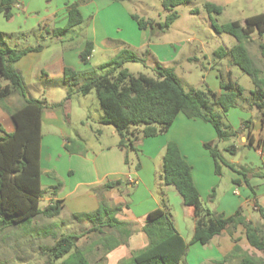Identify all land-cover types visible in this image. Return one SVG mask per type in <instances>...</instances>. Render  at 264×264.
Instances as JSON below:
<instances>
[{
  "label": "trees",
  "instance_id": "1",
  "mask_svg": "<svg viewBox=\"0 0 264 264\" xmlns=\"http://www.w3.org/2000/svg\"><path fill=\"white\" fill-rule=\"evenodd\" d=\"M91 1L80 0L69 4L67 23L63 28H57L55 35H61L83 23L80 5ZM191 1L161 0L164 9L169 12L164 22L145 20L136 14H132V17L141 29L159 28L160 33H165L179 17L175 8ZM19 3L20 0H0V13L3 12L7 19H11L12 8ZM205 9L216 33L235 37V45L230 48L220 47L214 55L218 59L230 57L232 63L251 78L254 88L250 90L249 95L245 96V88L231 79L222 80L224 91L220 94L211 89L187 91L175 69L159 62L154 67L155 77L142 72L133 74L125 65L147 61L149 50L146 49L141 56L126 47L123 42L111 40L110 43H117L121 48L111 60L101 65V68L105 69L103 73L96 69L79 72L66 67L60 78H48V82H44L49 86L57 80L67 88V96L63 102L50 104L47 100L29 97L25 78L16 67L17 62L26 54L41 51L46 45L13 48L7 43L6 34L0 30V104L13 95H17L20 100L18 107H3L9 113L15 130L8 132L0 126V233L15 225L31 224L40 214L49 218H56L61 214L60 200L40 208V200L45 193L41 183L40 162L42 115L48 108L62 106L75 93L87 95L93 90L96 92L104 113L101 122L112 125L117 130L120 138L118 145L125 152L127 164L129 152L135 151L134 141L139 135L154 137L166 133L179 113L183 112L189 117H200L214 127L217 141L206 142L204 147L215 160L216 174L222 175L223 165L235 169L234 164L222 156L218 143L229 142L247 131L249 145H254L255 140L251 134L252 120L244 121L239 128H233L224 121L225 113L240 103L247 102L256 106L264 123V71L248 47L255 33L260 37L264 36V12L249 16L243 22L234 20L219 24L212 15L221 14L223 7L206 2ZM260 47L264 57V44ZM93 50V42L88 41L80 53L81 60L88 62ZM65 147L71 153L79 152L70 149L69 141ZM226 151L236 155L237 147L232 143L227 146ZM262 153L264 156V148ZM139 167L140 164L136 166L137 169ZM163 179L166 185L173 186L178 191L186 206L193 208V235L189 241L185 240L175 228L171 215L162 208H157L149 213L144 227L150 239L148 246L134 254L125 264H182L191 244H208L216 235L223 231L232 234L240 225L245 229L246 237L253 247L264 248L262 228L248 220L242 208L230 216H225L203 203L194 183L192 166L183 157L175 142L168 143L164 153ZM127 185L128 182L124 180H115L105 183L104 188L112 190ZM60 186L61 183L50 189L56 192ZM215 198L214 192L209 201L214 202ZM122 209L121 205L111 206L101 202L95 211L72 215L78 222L90 223L92 226L89 229L62 233L59 237L52 229L57 224L43 230L41 235L56 238L52 246L44 247L48 256L45 264H103L80 249L78 241L89 233L97 234V244L102 246L104 255L128 244L129 237L135 230L132 224L117 218L116 215ZM261 215L264 218L263 210ZM58 261L60 262L57 263ZM221 264H264V258L253 256L243 251L239 245H235Z\"/></svg>",
  "mask_w": 264,
  "mask_h": 264
},
{
  "label": "crops",
  "instance_id": "2",
  "mask_svg": "<svg viewBox=\"0 0 264 264\" xmlns=\"http://www.w3.org/2000/svg\"><path fill=\"white\" fill-rule=\"evenodd\" d=\"M206 2L222 6L223 12L230 7L239 10L244 5L251 7L253 5L252 0H205ZM21 4H16V8L20 9L23 6ZM65 4L64 7L54 8L50 12L57 28H63L67 23L69 5ZM89 5H95V7L88 14L90 21L87 22V18L85 19L88 25L87 34L80 46L73 48L64 47V44H61L62 48H55L57 56L49 60L44 67H38L37 60H40L45 48L51 46L48 44L41 51L26 54L18 61V69L21 72L25 70L37 77L40 74L45 75L46 78H60L66 67H71L79 72L93 69L90 62H84L80 58V53L85 49L88 41L94 44L92 54L96 52V49L117 52L121 47H114L110 43L111 40H114L123 42L126 47L141 56L148 49V58L151 57L156 60V63L159 62L164 66L176 60L179 49L174 48L169 41H160L158 29L150 27L141 29L137 21L120 2L92 0L87 4V6ZM80 10L84 17L82 7ZM0 14L4 15L3 12ZM59 23H62L61 27L58 25ZM34 27L35 24L29 25V28ZM152 37L156 41H151ZM57 41V45L64 42L62 38H57ZM261 44H264V36L259 42V47ZM260 50L262 51L261 47ZM261 51L256 61L264 71V57L261 55ZM90 60L91 57L88 61ZM218 63L219 67L212 66L210 69L209 82L212 83L209 84L212 88L208 89L220 94L224 91L221 86L222 80L231 79L237 83L239 81L233 79L236 65L230 58L228 62H223L221 59ZM225 72L228 74V79L224 76ZM205 80L207 78H204ZM192 89L195 88L192 87ZM225 118L233 128H239L244 121L252 120L251 134L255 143L252 146L249 145L247 131L241 133L236 139L226 142L223 146L219 142L218 148L222 156L234 164L235 169L223 165L222 175L218 176L215 160L210 151L204 147L206 142H216L217 134L211 123L200 117H189L180 112L166 133L154 137L139 135L134 141L136 149L133 151L140 164L137 169L134 166L135 163L131 164L130 162V153V164L126 163L125 152L118 145L120 138L115 143L99 149L87 148L86 152L71 153L65 147L69 141L70 131L66 125L64 112L59 108L46 109L42 115L41 183H43L44 177L50 178L48 180L50 188L61 183L56 192L51 191L53 197L50 202L60 200L62 211L59 217L63 216L62 221L65 222L66 216L95 211L101 202H105L111 206H123L122 211L116 216L119 220L132 224L135 230L129 237L128 244L121 245L106 255H104L102 246L97 244L98 235L95 233H89L82 237L78 241L79 248L89 257H96L103 264L129 262L134 254L148 246L150 239L144 227L147 224L149 213L157 208H162L171 215L175 228L185 240L191 239L195 229L194 210L192 207L186 206L178 191L173 186L166 185L163 179V157L170 142H175L178 145L183 157L192 166L194 183L203 203L211 210L223 213L225 216H230L242 208L247 219L252 221L255 226L262 228L264 232V218L261 215V210L264 211V156L262 153L264 123L260 111L256 106L245 102L230 108L225 113ZM0 119L6 122L5 125L0 123V126L6 131L15 130L6 110L4 113L0 112ZM44 126H53L58 131L53 134H50L51 132L44 134ZM53 141H59L56 148L51 143ZM232 143L237 147L236 155H231L226 151L227 146ZM220 145L223 151L220 149ZM225 169L228 171L229 178L223 185L222 176ZM115 180H124L128 182V185L112 190L104 188L105 183ZM229 180L232 182L231 186L228 185ZM214 192L216 194L215 201L210 202L209 197ZM66 209L69 213L64 217L62 213ZM79 224H81L82 230L92 226L87 222ZM235 245H239L243 251L253 256L264 258V248L253 247L246 237L245 229L240 225L232 234L223 231L213 237L208 244H191L182 264H221Z\"/></svg>",
  "mask_w": 264,
  "mask_h": 264
},
{
  "label": "rangeland",
  "instance_id": "3",
  "mask_svg": "<svg viewBox=\"0 0 264 264\" xmlns=\"http://www.w3.org/2000/svg\"><path fill=\"white\" fill-rule=\"evenodd\" d=\"M78 1L80 0H20L23 6L20 9L16 8V6L12 8L13 16L11 19H7L3 14H0V30L6 34V41L13 48H25L38 44L51 45L47 46V49L45 48L42 57L37 60L38 67H44L49 60L57 56L55 48H62L61 44H64V47L74 48L80 46L84 41L87 34V22L90 21L88 14L95 5L87 6L88 3L81 4L80 9L82 7L84 21L87 18V22L83 21V23L61 35H55L57 24L50 16V12L54 8H62L66 5L65 3L69 5ZM204 3L205 0H192L189 3L177 6L175 10L179 14L178 19L168 31L159 34L160 41H169L174 48L179 49L176 60L169 62L166 66L175 69L177 76L187 91L191 90L192 87L200 90H207L211 87L210 84L212 82H209L210 69L212 66L219 67L218 62L221 61V59L215 57L214 52L220 47L230 48L237 43L235 37L215 32ZM252 3V7L244 5L239 10L230 7L227 11L221 14H213L212 16L219 24L229 23L234 20L243 22L249 16L264 12V0H252ZM120 4L124 6L129 14H136L145 20L164 22L169 14L162 6L161 0H124ZM31 23L35 24L34 28H29ZM58 25L61 27L62 23ZM57 38H62L64 42L57 45ZM154 39L153 37L150 38L151 41ZM261 40L262 37L255 33L252 40L248 43L251 54L255 59L260 55L259 42ZM111 44L114 47L119 46L114 42ZM116 53L114 50L96 49V52L92 54L91 60L88 62H90L93 69L103 73L105 69H102L101 65L111 60ZM229 58L225 57L222 60L223 62H228ZM155 65L156 60L149 57L145 62L127 63L125 67L133 74L142 72L155 77ZM16 67L18 69L17 64ZM234 68L233 79H237L238 83L246 89V94L249 95L250 90L254 88L251 78L238 66ZM22 71L21 73L28 87L29 97L47 100L50 104L61 103L66 98L67 88L62 83L55 80L53 84L48 86L44 84V82H48V78L45 75L40 74L37 77L34 74L27 73L25 70ZM224 76L228 79L226 72ZM204 78H207V80L204 81ZM3 81L6 82L5 80ZM4 105H9L12 108L18 107L20 105L19 97L13 95L1 103L0 112H5ZM58 108L66 116V125L70 131L69 147L71 150L86 151L87 148L95 150L115 143L118 140L119 135L115 127L101 122L104 113L94 90L87 95L75 93ZM224 121L228 123L225 117ZM0 123L6 124L1 119ZM56 131H58L57 128L53 126H44V134H49V132L53 134ZM51 143L56 148L59 141ZM220 144L223 146L226 142H221ZM221 145L220 149L223 151ZM129 153L130 162L131 164L132 162L135 163L134 166L136 167L139 164L136 154L133 151ZM227 172V169H225L222 176L223 185L227 183L229 178ZM48 180L50 178H43L42 186L45 189V193L40 200V208L42 209L52 201L53 197ZM228 185H232L231 180L228 181ZM68 213L69 211L66 209L62 215L65 217ZM62 217L49 218L40 214L33 219L31 224L15 225L2 231L0 233V264H45L48 256L42 248L52 246L56 238L51 235H41L43 230L49 229L53 224H57V226L52 228L57 237L62 233L82 231L81 224H79L81 222L74 221L70 215L66 216V221L63 222Z\"/></svg>",
  "mask_w": 264,
  "mask_h": 264
}]
</instances>
